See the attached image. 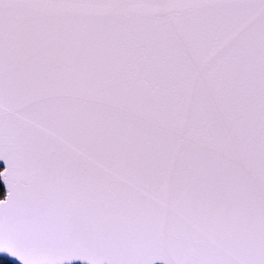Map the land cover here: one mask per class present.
<instances>
[{
    "label": "snow or ice",
    "instance_id": "snow-or-ice-1",
    "mask_svg": "<svg viewBox=\"0 0 264 264\" xmlns=\"http://www.w3.org/2000/svg\"><path fill=\"white\" fill-rule=\"evenodd\" d=\"M0 261L264 264V0H0Z\"/></svg>",
    "mask_w": 264,
    "mask_h": 264
},
{
    "label": "water",
    "instance_id": "water-1",
    "mask_svg": "<svg viewBox=\"0 0 264 264\" xmlns=\"http://www.w3.org/2000/svg\"><path fill=\"white\" fill-rule=\"evenodd\" d=\"M2 164H3V162L2 161H0V167L2 168ZM12 259L13 258H8V260L11 262L12 261Z\"/></svg>",
    "mask_w": 264,
    "mask_h": 264
},
{
    "label": "trees",
    "instance_id": "trees-1",
    "mask_svg": "<svg viewBox=\"0 0 264 264\" xmlns=\"http://www.w3.org/2000/svg\"><path fill=\"white\" fill-rule=\"evenodd\" d=\"M0 170H2V168L0 167ZM9 264H10V261L8 260ZM0 264H6L5 261H0Z\"/></svg>",
    "mask_w": 264,
    "mask_h": 264
}]
</instances>
